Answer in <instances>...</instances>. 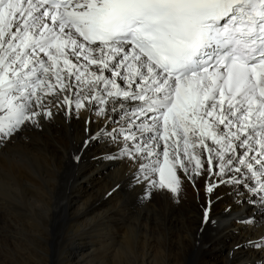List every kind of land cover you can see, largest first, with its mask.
I'll use <instances>...</instances> for the list:
<instances>
[{
    "label": "snow or ice",
    "instance_id": "1",
    "mask_svg": "<svg viewBox=\"0 0 264 264\" xmlns=\"http://www.w3.org/2000/svg\"><path fill=\"white\" fill-rule=\"evenodd\" d=\"M60 111L143 203L207 177L203 224L221 186L264 224V0H0V145Z\"/></svg>",
    "mask_w": 264,
    "mask_h": 264
},
{
    "label": "bare ground",
    "instance_id": "2",
    "mask_svg": "<svg viewBox=\"0 0 264 264\" xmlns=\"http://www.w3.org/2000/svg\"><path fill=\"white\" fill-rule=\"evenodd\" d=\"M41 124L0 145V204L14 211L12 218L0 219V264H256L264 259V251L247 246L234 251L237 244L264 236V224L237 222L252 209L237 205L229 188L211 195L215 223L203 224L207 177L198 178L195 187L183 181L178 203L167 190L143 203V188L129 187L128 162L100 159L110 150L103 142L84 148L83 116L66 121L60 111Z\"/></svg>",
    "mask_w": 264,
    "mask_h": 264
},
{
    "label": "rangeland",
    "instance_id": "3",
    "mask_svg": "<svg viewBox=\"0 0 264 264\" xmlns=\"http://www.w3.org/2000/svg\"><path fill=\"white\" fill-rule=\"evenodd\" d=\"M2 207H4V208H2ZM9 207V208H8ZM8 207H5V206H3V205H1L0 204V219L2 220V219H8L9 217L10 218H12L13 217V212L14 211H12V210H10V206H8ZM6 212H5V211ZM10 210V211H9ZM12 213V214H11ZM11 215V216H10ZM8 216V217H7ZM2 235H0V239L1 240H3L4 238H3V236L1 237ZM10 264H13V263H10ZM40 264H46V262H42V263H40Z\"/></svg>",
    "mask_w": 264,
    "mask_h": 264
}]
</instances>
